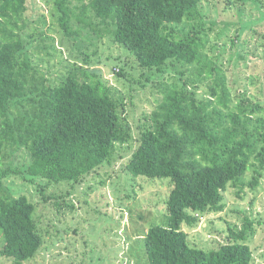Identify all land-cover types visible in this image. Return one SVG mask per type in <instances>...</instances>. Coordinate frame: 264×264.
Returning <instances> with one entry per match:
<instances>
[{
  "label": "trees",
  "instance_id": "trees-1",
  "mask_svg": "<svg viewBox=\"0 0 264 264\" xmlns=\"http://www.w3.org/2000/svg\"><path fill=\"white\" fill-rule=\"evenodd\" d=\"M200 2L53 1L66 36L76 34V23L99 39L107 37L135 55L147 70L141 72L146 82L156 77L155 107L135 132L124 119L123 97L87 65L77 62L59 83H50L22 36L27 0H0V256L23 264L44 242L35 204L25 194L14 196L7 178L23 175L41 191L51 183L80 184L111 164L117 148L135 141L124 169L133 176L167 177L172 185L167 222L152 225L143 237L147 264L251 263L245 241L254 221L247 215L209 249L192 245L182 228L222 211L229 186H239L240 195L245 186L254 190L264 174V102L230 86L223 67L205 50L208 40L193 21ZM180 24L188 31L181 34ZM41 48L48 52L45 43ZM117 74L126 76L122 69ZM18 151L27 158L20 167L12 161ZM51 198L74 208L63 196L44 194L45 202Z\"/></svg>",
  "mask_w": 264,
  "mask_h": 264
},
{
  "label": "rangeland",
  "instance_id": "rangeland-1",
  "mask_svg": "<svg viewBox=\"0 0 264 264\" xmlns=\"http://www.w3.org/2000/svg\"><path fill=\"white\" fill-rule=\"evenodd\" d=\"M53 1L27 0L22 36L32 60L50 83H59L77 62L96 71L116 96L123 97L124 119L137 132L159 96L153 84L156 77L146 82L141 72L147 70L139 66L135 55L107 37L99 39L76 23L71 25L76 38V34L66 36ZM197 9L193 20L197 32L208 40L205 50L223 67L229 85L244 88L254 101L264 102V0H201ZM177 29L181 34L188 31L182 24ZM43 43L49 54L41 48ZM86 55L89 62L83 60ZM121 69L125 77L117 74ZM135 144L117 148L111 164L97 168L80 184L51 183L41 191L23 175L6 179L14 196L25 194L35 204L44 241L40 251L23 264H147L143 237L152 225L167 222L166 199L172 185L167 177L133 176L124 169ZM26 160L20 151L12 158L18 167ZM252 175L251 169L244 179ZM238 191L239 186H229L222 211L204 214L196 226L183 224L182 228L192 245L209 249L227 239L229 226L241 227L247 215L254 221V232L245 241L253 252L250 264H264V174L254 190L245 186L240 195ZM44 194L63 196L74 208L61 198L45 202ZM0 264L12 263L0 256Z\"/></svg>",
  "mask_w": 264,
  "mask_h": 264
}]
</instances>
